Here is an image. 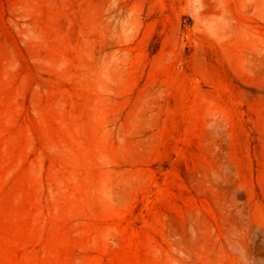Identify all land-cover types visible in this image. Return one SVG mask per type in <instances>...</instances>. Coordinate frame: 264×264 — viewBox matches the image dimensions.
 Masks as SVG:
<instances>
[{
	"label": "rangeland",
	"instance_id": "obj_1",
	"mask_svg": "<svg viewBox=\"0 0 264 264\" xmlns=\"http://www.w3.org/2000/svg\"><path fill=\"white\" fill-rule=\"evenodd\" d=\"M0 264H264V0H0Z\"/></svg>",
	"mask_w": 264,
	"mask_h": 264
}]
</instances>
